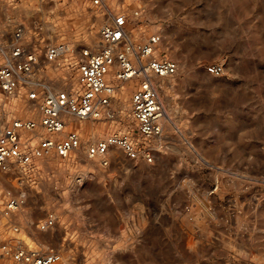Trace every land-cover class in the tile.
<instances>
[{"label":"rangeland","instance_id":"1","mask_svg":"<svg viewBox=\"0 0 264 264\" xmlns=\"http://www.w3.org/2000/svg\"><path fill=\"white\" fill-rule=\"evenodd\" d=\"M108 2L145 7L179 62L162 82L168 149L153 165L121 150L107 170L87 159L80 172L92 174L78 189V168L57 170L17 219L56 210L60 222L21 236L59 251L57 264H264V0ZM97 13L90 0H0V34L25 24L31 35L84 43L103 22Z\"/></svg>","mask_w":264,"mask_h":264},{"label":"built area","instance_id":"2","mask_svg":"<svg viewBox=\"0 0 264 264\" xmlns=\"http://www.w3.org/2000/svg\"><path fill=\"white\" fill-rule=\"evenodd\" d=\"M90 3L104 19L88 42L49 40L41 30L31 35L25 24L0 34V261L62 260L59 251L21 236L54 230L56 210L38 222L16 218L30 190L57 170L78 168L70 184L78 189L92 174L80 172L87 159L107 170L117 148L153 165L168 149L162 82L178 73L179 62L163 48L161 30H150L142 5ZM207 71L221 75L224 65L209 64Z\"/></svg>","mask_w":264,"mask_h":264},{"label":"bare ground","instance_id":"3","mask_svg":"<svg viewBox=\"0 0 264 264\" xmlns=\"http://www.w3.org/2000/svg\"><path fill=\"white\" fill-rule=\"evenodd\" d=\"M84 125H88V124H83L82 127H84ZM89 126H90V125H89ZM82 127H81V128H82ZM112 153H113V155H114V154H115V155H118V154H121V155H122V153L120 152V149H117V148L114 149ZM114 160H115V159H114ZM91 161H92V160H91ZM17 216H18V214H17ZM17 216H16V218H17Z\"/></svg>","mask_w":264,"mask_h":264},{"label":"crops","instance_id":"4","mask_svg":"<svg viewBox=\"0 0 264 264\" xmlns=\"http://www.w3.org/2000/svg\"><path fill=\"white\" fill-rule=\"evenodd\" d=\"M42 243V242H41Z\"/></svg>","mask_w":264,"mask_h":264}]
</instances>
